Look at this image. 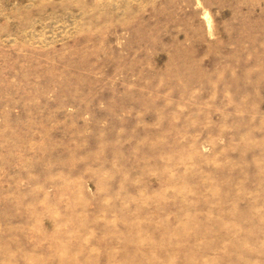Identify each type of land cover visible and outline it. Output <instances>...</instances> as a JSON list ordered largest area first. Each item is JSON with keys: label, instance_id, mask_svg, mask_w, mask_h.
I'll return each mask as SVG.
<instances>
[{"label": "rangeland", "instance_id": "1", "mask_svg": "<svg viewBox=\"0 0 264 264\" xmlns=\"http://www.w3.org/2000/svg\"><path fill=\"white\" fill-rule=\"evenodd\" d=\"M0 264H264V0H0Z\"/></svg>", "mask_w": 264, "mask_h": 264}]
</instances>
